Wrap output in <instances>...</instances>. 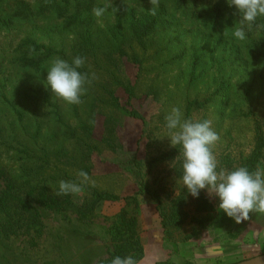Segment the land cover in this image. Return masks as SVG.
<instances>
[{"label": "rangeland", "instance_id": "rangeland-1", "mask_svg": "<svg viewBox=\"0 0 264 264\" xmlns=\"http://www.w3.org/2000/svg\"><path fill=\"white\" fill-rule=\"evenodd\" d=\"M18 1L34 6L38 0ZM79 3L81 11L72 15L69 23L97 22L101 26L94 33L102 41L105 40L101 53L106 56L102 55L98 62L89 61L90 75L99 83L111 84L109 88L112 91L101 92L103 100L101 104L97 103L99 108L94 118L90 116L97 97L93 94L99 92L92 94V83L88 84L90 87L86 88L79 104H66L49 92L51 99L44 105V96L39 88L40 78L35 77L33 69H29L28 75H24L19 67L22 66L23 52L36 51L29 40H35L38 46H48V39L51 40L61 31L65 22L62 19L52 22L43 14L32 17L29 24L16 19L12 32H0V81L6 79L8 91H12V86L22 88L21 92L9 95L13 98L11 104H17L18 98L20 108L24 107L28 112H33L34 109L39 111L37 106H42L41 116L42 113L48 116H44L45 133H56L62 137L65 125L69 124L76 132L69 133L76 134V140L81 137V142H84L90 134L89 142L94 149L90 161L84 168L73 166L66 169L68 181L79 182L78 173L81 170L90 177L80 193L71 194L76 206L91 204L94 190L116 195L121 200L98 203L91 216L86 219H80L72 210L62 213L39 207L42 222L39 231L25 229L17 235H0V264H104L114 251L113 229L120 222L123 211L137 217L139 239L144 251L139 264H239L264 256V214H252L249 219L237 223L216 210L215 221L200 229L191 222L195 206L189 200V206L185 209L189 216L184 226L172 234H166L157 202L153 198L159 187L165 189L163 196L172 193L173 198L182 187L172 170L173 164L157 162L163 150L173 148L165 137V120L161 118L172 107H180L184 113L186 99L213 93L217 88V64L225 55L220 52L221 48L211 55L216 49L217 34L211 24L194 19L196 14L200 16L210 7L200 5L196 0H178L177 3L168 4L171 6L166 13L167 25H175L171 35L158 31L146 36L147 40L141 43L139 39L126 33L129 28L126 24L124 36L127 38L121 48L114 50V42L120 40V35L117 28L113 30L112 25L116 24L118 27V24L126 23L128 14L118 15L116 0H81ZM138 3V0H133V6H124L135 9ZM75 4L77 3L73 0L68 1L72 11L77 10ZM19 5L16 0H0V16L21 13L23 9ZM100 5L108 6L104 20L96 19L92 14L93 6ZM153 6L158 8L159 0H147L142 3L141 8L151 9ZM188 8L191 10L186 13ZM119 18L122 20L118 23ZM175 29L177 33L173 32ZM118 35L119 38H116ZM71 39L72 37L67 36L65 39L69 52L76 48L75 41ZM176 40V44L173 43ZM109 51L112 54L109 55ZM202 54L206 57L201 60L202 63L199 62L197 73L206 71L199 75L192 87H188L192 66L196 63V57ZM226 65L227 62L223 64ZM15 95L17 96L14 97ZM51 104L55 105L57 112L59 110L62 123ZM9 106L10 104L6 105L5 101L0 100V141L6 140L11 144L14 134L10 133L19 123ZM231 109L226 111V115H229ZM217 112L214 107L209 109L206 119H218ZM201 117L205 115L198 112L194 115V120H200ZM232 118L233 115L225 128L232 132L234 139L217 140L212 146L217 152L214 155L218 167L224 154L231 157L226 169L243 166L241 156L249 158L254 148V125L237 117H234L236 120L233 122ZM108 122L115 129L113 149L102 143ZM67 141L68 145H72L71 154L76 156L77 141L72 138ZM4 157L2 161L6 163ZM133 160H137L141 171L135 169ZM258 165L264 167V158L258 160L256 167ZM2 188L3 184L0 183V192ZM204 193L217 209L218 200L210 197L206 191ZM134 197L137 198L136 209L132 200L128 203L124 200Z\"/></svg>", "mask_w": 264, "mask_h": 264}, {"label": "trees", "instance_id": "trees-1", "mask_svg": "<svg viewBox=\"0 0 264 264\" xmlns=\"http://www.w3.org/2000/svg\"><path fill=\"white\" fill-rule=\"evenodd\" d=\"M16 1L20 4L19 6L23 11L17 15L11 14L8 17L0 16V32H12L16 19L23 20V24H29L33 19L32 17L36 15H47L46 18L52 22L56 21V19L65 21L60 28L61 31L56 36H53L51 40L48 39V46H38L34 42L35 40H29L37 52L32 50L30 53L23 52L21 54L23 55L22 66L19 67L24 75H28L29 69H33L35 77L41 80L39 88L44 96V102L42 103L45 105L51 99L49 91L43 89L45 87L42 84L46 77L45 67L50 58L59 56L71 61L75 56H83L86 58V62L81 71L87 72L89 75L92 83V88L90 89L92 94L96 91L99 92L93 94L97 96L90 111L91 118H94L99 108L97 103L101 104L103 100L101 92L112 93L109 88L111 84L99 83L95 77L90 75L89 66L91 65L89 64L91 62L89 61L98 62L101 60L102 55L106 56L101 53L105 40L102 41V38L94 33L101 26L97 22L94 24L83 21L80 24L69 23L72 15L80 13L81 7L78 5H81L79 3L81 0H73L77 3L75 6L78 11H72V8L68 6V1L70 0H38L34 6L25 3V1L23 3ZM132 1L116 0L118 15H126L125 13L128 15H126V23L118 24V27L116 24L112 25L113 30L117 28V33L120 35V40L114 42V50L121 48L127 38V36H124V29L127 28L126 24L129 26L126 29V33L131 37L133 36V38L139 39L141 43L147 40L146 36L156 34L158 31L168 32L171 35L172 28H175V25L173 27L167 25L166 13L171 6L168 4L177 3L178 0H159L160 6L156 8L155 15L149 11L151 10L150 8H141L142 3L147 0H138L139 3L135 9H127L124 5L127 4V7H131ZM196 1L202 6L207 5L210 7L207 12H203L200 16L196 14L194 19H199L204 24H211L217 34L215 35L216 49L211 52V55H214L216 50L221 48L220 52H223L225 57L217 64L219 77L216 90L213 93L186 99L184 117L186 119H194L196 113L202 112L205 117H201L200 120H204L208 116L209 109L216 108L218 119L215 120L211 117L209 119L212 120L211 126L218 134V140L220 141L226 138L234 139L232 132L225 128L226 123L230 122L228 119L232 115L233 122L236 120L234 117H237L241 121L250 122L254 125V148L249 158L246 159L241 156L240 159V161L244 160L243 166L254 170L258 160L264 158V18L257 20L256 23L259 27L254 25L245 41L237 42L231 38V35L233 32L232 27L238 17L234 15L235 10L228 7L226 0ZM189 10L191 9H186V13ZM105 17L106 14L102 19L104 20ZM121 20L122 18H119L117 22L119 23ZM176 25L178 26V24ZM239 26L237 22L235 27ZM173 32L177 33L178 31L175 29ZM119 35L116 38H119ZM66 36L72 37L71 40L75 41L76 45V48L71 49L70 52L67 51L65 46ZM177 41H173V43L176 44ZM108 54L110 55L112 52L109 51ZM182 54L184 55V53ZM205 57L203 54L198 56V58L196 57V63L193 64L189 74L188 87H192L199 75L206 71L202 70L197 73L199 62ZM178 58H181V54L178 55ZM226 62L228 65L223 66ZM97 67L103 68L100 65H97ZM5 82L6 79L0 81V93H2L3 97L0 100L5 101L6 105L10 104L9 108L19 124L16 127L17 130L14 129L10 133V135L14 134V140L11 144L6 140L0 141V150L5 156L0 154V183L3 184L0 192V235H17L25 229L28 231L30 229L39 231L42 227L39 207L62 213L72 210L76 212L80 219H86L91 216L93 209L98 203L121 200L116 195L94 190L91 194L94 198L91 204L76 206L71 194L64 196L54 195V191L58 190L59 181H68L66 169L73 166L84 168L83 166L90 161L91 154L94 152L93 146L89 142L90 134L84 142H81V137L76 140L78 136L76 134L71 135L76 132L69 124L65 125L62 137L56 133H53V135L45 133L43 130L44 116H48L45 113H42L41 116L42 106H37L40 109L39 111L34 109L33 112H28L24 107L23 109L20 108L18 98H16L18 105L16 103L14 105L11 104L13 98H10L9 95L21 92L22 88H13L12 86V91H8V86H6ZM89 87L90 85H87L88 89ZM258 87L259 90H257ZM156 88L158 89V87ZM126 90H129V88L126 87ZM50 106L55 108L57 112L55 105L51 104ZM230 108L232 109L229 111V115H226V111ZM58 112L59 122L62 123ZM161 119L165 120V116ZM114 131L113 124L108 122L102 143L107 144L111 149L115 148L113 146L115 143ZM69 138L77 141L75 145V147L77 146L76 156L71 154L72 150L70 148H72V145H68L67 141ZM220 147L222 146L220 145ZM212 151L217 154L213 149ZM178 156L179 150L171 148L163 150L157 159V162H171L173 164L172 170L177 178L181 175V161L180 159L176 160ZM2 157L5 158L6 163L2 161ZM230 162L231 157L226 153V155L222 156L219 164L221 168H225ZM133 164L136 170L141 171L137 160H133ZM164 190V187H159L153 194V198L157 202V210L162 218V226L166 234H172L173 231L180 230L184 226L189 216L187 210H185L189 206V200L195 206L194 215L191 217L192 223L203 229L210 222L215 221L216 209L204 192L201 193L198 199H195L187 194L186 189L182 190L181 187L179 193L173 198L171 196L172 193L163 196L162 192ZM124 200L127 203L132 200V203L135 204L134 209H136V197L125 198ZM136 218L134 215L130 216L127 211H123L120 222L116 223L113 229L114 251L104 264H111L112 258L117 255L121 257L132 256L138 261L142 259L144 251L139 239V226Z\"/></svg>", "mask_w": 264, "mask_h": 264}, {"label": "clouds", "instance_id": "clouds-1", "mask_svg": "<svg viewBox=\"0 0 264 264\" xmlns=\"http://www.w3.org/2000/svg\"><path fill=\"white\" fill-rule=\"evenodd\" d=\"M229 8L234 9L236 19L231 38L245 41L248 33L257 25V20L264 18V0H226ZM108 11V6H93L92 14L97 19ZM156 14V8H151ZM239 27H235L236 23ZM86 58L75 56L71 61L56 56L50 58L45 71L43 85L51 96L66 104L81 103L87 85L91 83L87 72H82ZM170 146L179 150L176 158L181 161L179 183L182 190L198 199L202 192L218 200L217 212L234 222H242L252 214H264V167L257 166L250 170L247 166L233 169L218 167L212 146L219 139L218 134L208 119H186L180 107H172L165 116V125ZM79 182L60 180L56 196L78 194L86 182L90 181L87 172L78 173ZM177 183V181H176ZM111 264H139L132 256H114Z\"/></svg>", "mask_w": 264, "mask_h": 264}, {"label": "water", "instance_id": "water-1", "mask_svg": "<svg viewBox=\"0 0 264 264\" xmlns=\"http://www.w3.org/2000/svg\"><path fill=\"white\" fill-rule=\"evenodd\" d=\"M239 264H264V256L258 257V258H254L252 260H248L245 262H241Z\"/></svg>", "mask_w": 264, "mask_h": 264}]
</instances>
